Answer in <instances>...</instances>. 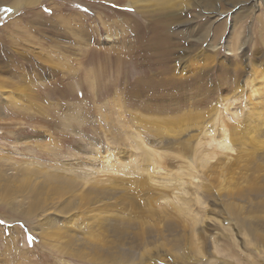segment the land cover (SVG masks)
<instances>
[{"label":"rangeland","instance_id":"obj_1","mask_svg":"<svg viewBox=\"0 0 264 264\" xmlns=\"http://www.w3.org/2000/svg\"><path fill=\"white\" fill-rule=\"evenodd\" d=\"M263 118L264 0H0V264H264Z\"/></svg>","mask_w":264,"mask_h":264},{"label":"bare ground","instance_id":"obj_2","mask_svg":"<svg viewBox=\"0 0 264 264\" xmlns=\"http://www.w3.org/2000/svg\"><path fill=\"white\" fill-rule=\"evenodd\" d=\"M14 8V7H13ZM15 10V9H14ZM230 53V52H229ZM228 53V54H229ZM231 54V53H230ZM257 90H258V88H251V90H250V95L252 96V97H256V95L257 94H259L258 92H257ZM247 97L249 98V95L247 94ZM259 99H261V98H258L257 100H256V104L259 102ZM251 101V100H250ZM14 111V110H13ZM26 111V110H25ZM22 112V111H21ZM24 112V111H23ZM253 113V112H252ZM258 114V113H257ZM255 115V114H254ZM167 117V116H166ZM170 117V116H169ZM258 119V118H257ZM264 119V118H263ZM178 121V120H177ZM169 122V121H168ZM171 124V123H170ZM200 130V129H199ZM195 134V133H194ZM201 134V133H200ZM202 136H204L205 137V135H204V133H203V131H202ZM201 136V137H202ZM229 137V136H228ZM250 138V137H249ZM211 140V139H210ZM236 142H237V140H236ZM253 142V141H252ZM255 142H257V141H254V143ZM239 143H240V141H239ZM244 143V142H243ZM258 144V143H257ZM244 147H245V145H244ZM45 148V147H44ZM52 150V149H51ZM26 161V160H25ZM29 161V160H28ZM35 161V160H34ZM20 164V163H19ZM36 164L38 165V163L36 162ZM22 165V164H21ZM30 165V164H29ZM32 165H33V163H32ZM43 166H46V165H44V164H42ZM38 167V166H37ZM47 167H52L51 165H47ZM38 170V169H37ZM61 179V178H60ZM111 179V178H110ZM116 179V178H115ZM111 181V180H110ZM112 182H114V179H112ZM116 182H117V180H116ZM119 182V181H118ZM39 186V185H38ZM38 188V187H37ZM44 188V187H43ZM38 191V190H37ZM45 191V190H44ZM41 192H43V191H41ZM237 192V194H238V191H236ZM128 196H130V195H128ZM40 197H42V196H40ZM217 197V196H216ZM219 197H220V195H219ZM131 198H132V195H131ZM136 198V197H135ZM133 200V199H132ZM67 204V203H66ZM64 207V206H63ZM143 207V206H142ZM62 208V207H61ZM139 210V209H138ZM135 211V210H134ZM142 211V210H141ZM26 212V211H25ZM33 211H32V209H30V210H28V212H26V215H30L31 213H32ZM142 213V212H141ZM93 215V214H92ZM95 215V214H94ZM254 217V216H253ZM27 219V218H26ZM25 220V219H24ZM25 221H27V220H25ZM29 221V220H28ZM174 222V221H173ZM124 223V222H123ZM128 224V223H127ZM31 225V224H30ZM146 225V224H145ZM173 225V224H172ZM72 226V225H71ZM113 226H115V225H113ZM176 226V225H175ZM69 227H70V224H69ZM118 227V226H117ZM31 228H32V230H34L33 229V227L31 226ZM43 229V228H42ZM46 229H44L43 231H45ZM70 230V229H69ZM113 230H114V228H113ZM112 230V231H113ZM118 230V229H117ZM116 230V231H117ZM42 231V230H41ZM64 231V230H63ZM66 231V230H65ZM34 232H35V230H34ZM40 233V232H39ZM45 233V232H44ZM61 233V232H60ZM59 233V234H60ZM35 234H36V232H35ZM69 234H72V233H69ZM43 236H47V235H44V234H42ZM66 235V234H65ZM73 235V234H72ZM195 235V234H194ZM67 236V235H66ZM99 236V235H98ZM197 236V235H196ZM80 237V236H79ZM41 238V237H40ZM99 238V237H98ZM77 239V238H76ZM195 239V238H194ZM175 240H177V239H175ZM192 240H193V238H192ZM194 241V240H193ZM43 242V241H42ZM195 244H196V242H195ZM193 245V244H192ZM198 245H199V243H198ZM198 245L195 247V249H198ZM76 246V245H75ZM114 249V248H113ZM129 249H130V246H129ZM195 249H193V251L195 250ZM106 251H108V250H106ZM113 251V250H112ZM71 255V254H70ZM77 255V254H76ZM77 256H79V255H77ZM81 256V255H80ZM115 259V258H114ZM120 260V259H119ZM180 260V259H179ZM130 261V260H129ZM126 262V261H125Z\"/></svg>","mask_w":264,"mask_h":264},{"label":"snow or ice","instance_id":"obj_3","mask_svg":"<svg viewBox=\"0 0 264 264\" xmlns=\"http://www.w3.org/2000/svg\"><path fill=\"white\" fill-rule=\"evenodd\" d=\"M10 10V9H9Z\"/></svg>","mask_w":264,"mask_h":264}]
</instances>
